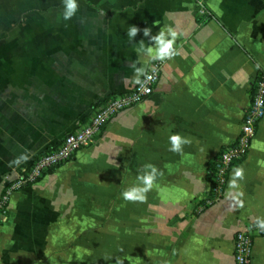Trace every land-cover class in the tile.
I'll return each mask as SVG.
<instances>
[{
  "label": "crops",
  "instance_id": "0c3cea01",
  "mask_svg": "<svg viewBox=\"0 0 264 264\" xmlns=\"http://www.w3.org/2000/svg\"><path fill=\"white\" fill-rule=\"evenodd\" d=\"M0 5V192L21 167L58 143L77 117L133 84L138 56L129 25H167L179 51L165 61L151 94L120 110L97 140L10 192L0 223V264H233V233L264 216V116L247 154L229 171L222 195L209 193L207 168L236 136L251 83L264 69V0H77L63 19L62 0ZM7 9H1L2 7ZM259 65V68H257ZM137 67L140 65L137 64ZM191 139L183 154L169 136ZM30 156L19 167L9 161ZM145 163L163 172L146 203L122 199ZM243 167V207L229 180ZM123 248V251H119ZM113 257V259H106ZM249 264H264V234Z\"/></svg>",
  "mask_w": 264,
  "mask_h": 264
},
{
  "label": "built area",
  "instance_id": "2783aa9c",
  "mask_svg": "<svg viewBox=\"0 0 264 264\" xmlns=\"http://www.w3.org/2000/svg\"><path fill=\"white\" fill-rule=\"evenodd\" d=\"M207 0H195L197 13L202 19L210 16L206 6ZM164 62L155 61L149 66V75L154 79L147 84L150 91H143L132 85L123 91H113L94 103L87 115L77 117L63 138L39 153L29 164L20 168L18 175L11 179L0 192V223L7 213L10 192L29 184L56 166L71 159L75 153L93 144L101 134L108 121L120 110L131 107L152 93L160 79ZM156 72H151V67ZM264 116V69L257 72L249 91V101L242 109V118L236 136L224 143L217 150L207 168L210 182L209 193L198 208L218 199L228 179L230 169L247 154L251 138L260 120ZM264 217V216H262ZM256 234H264L254 226V220L233 233L232 254L233 264H249L253 239Z\"/></svg>",
  "mask_w": 264,
  "mask_h": 264
},
{
  "label": "clouds",
  "instance_id": "9594fccd",
  "mask_svg": "<svg viewBox=\"0 0 264 264\" xmlns=\"http://www.w3.org/2000/svg\"><path fill=\"white\" fill-rule=\"evenodd\" d=\"M62 4L63 19L65 21L71 20L79 10L77 0H62ZM141 32L143 33V37L148 38V45H145L144 39L140 40L138 43L139 46L135 49L138 58L132 65L134 68L133 75L130 78L124 77V79L130 80L134 86H138L139 89L143 91H150V89L147 88V84L154 79V76L149 75V66L155 61H171L179 55V51L175 46L179 39V34L172 27L167 25L161 27L156 35H152L151 27H144L141 29L135 25H129L127 30L129 42L136 44L134 43V38ZM137 64L140 66L137 67ZM257 68H259V65H257ZM156 70L155 66L151 67L152 73H155ZM168 140L170 144L168 151L176 154H183L184 146L192 143L190 138L183 137L180 134H172L169 136ZM29 159L30 156L28 154L22 153L9 161V167H19ZM162 175L163 172L154 164L145 163L141 169L138 170L136 183L122 190V199L132 203H146L147 194L153 189L158 177ZM244 178V168L240 166L234 167L229 180V189L237 190L235 194L230 193L233 207L244 206V201L242 199L243 192L239 191V182L244 180ZM254 226L261 232H264V217H256L254 219ZM119 251H123V248H120ZM106 259H113V257H108ZM124 262L125 260L123 258L119 256L115 257V264H124ZM129 264H131V262H129Z\"/></svg>",
  "mask_w": 264,
  "mask_h": 264
},
{
  "label": "rangeland",
  "instance_id": "374dc122",
  "mask_svg": "<svg viewBox=\"0 0 264 264\" xmlns=\"http://www.w3.org/2000/svg\"><path fill=\"white\" fill-rule=\"evenodd\" d=\"M6 1L7 0H0V5H6V3H7ZM1 9H4L5 10V9H7V7L5 6L4 8L2 7ZM3 25H6V24L1 23L0 24V30L2 29V27H3V29L6 28V26H3Z\"/></svg>",
  "mask_w": 264,
  "mask_h": 264
},
{
  "label": "trees",
  "instance_id": "16d2710c",
  "mask_svg": "<svg viewBox=\"0 0 264 264\" xmlns=\"http://www.w3.org/2000/svg\"><path fill=\"white\" fill-rule=\"evenodd\" d=\"M24 186V185H23Z\"/></svg>",
  "mask_w": 264,
  "mask_h": 264
}]
</instances>
